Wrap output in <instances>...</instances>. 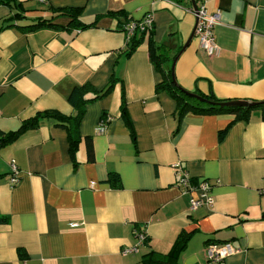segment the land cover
<instances>
[{"label":"crops","instance_id":"crops-1","mask_svg":"<svg viewBox=\"0 0 264 264\" xmlns=\"http://www.w3.org/2000/svg\"><path fill=\"white\" fill-rule=\"evenodd\" d=\"M14 1L18 7L0 5V135L47 112L74 117L69 98L76 87L102 90L117 81L87 107L75 156L67 129L50 117L0 149V216L7 218L0 264H144L151 252L172 253L183 232L191 238L172 264H212L210 243L236 249L222 264H264V112L180 118L176 100L156 91L162 76L149 52L151 36L170 47L176 82L188 92L264 102V0ZM201 2L208 13L221 12L214 57L196 36L182 51ZM66 9L80 10L82 23L92 26L80 30L61 16V28L24 29ZM148 14L154 34L128 56L123 24ZM178 162L194 185H212L213 206L191 208L199 194L177 186ZM140 230L145 245L125 255Z\"/></svg>","mask_w":264,"mask_h":264},{"label":"trees","instance_id":"trees-1","mask_svg":"<svg viewBox=\"0 0 264 264\" xmlns=\"http://www.w3.org/2000/svg\"><path fill=\"white\" fill-rule=\"evenodd\" d=\"M0 5H7L9 7H18V5L12 0H0ZM61 16L68 17L71 19L70 25H73L75 28L80 30H85L87 28H90L92 25H85L82 23L80 16V10L78 9H66L59 11L57 15H55L50 20H39L36 24L30 25L27 27H24L27 31H33L38 30L44 27L49 28H61L62 26L55 23V21L60 18ZM20 17V14H16L14 18ZM130 22V21H129ZM126 22L123 24L124 28L129 23ZM2 29L0 28V31ZM124 31V29H123ZM154 29L149 32H143V33H136L129 42H127L126 49L127 55H131L144 41V38L146 35L150 34L153 35ZM149 52H150V59L153 63L155 69L157 72H159L162 76V80L157 84L156 91L157 92H166L171 97H173L179 107V117L182 118L185 113L187 112H194L197 114H213V113H232L237 116L238 118H245L247 119L250 115V113L253 110H262L264 112V103L261 102H254V103H260L253 107L249 108H240V107H221L220 105H213L208 104L205 102H201L198 99H195L191 96H188L186 94V90L183 89L181 86H179L176 82L175 76L173 74L172 70V59L171 56L172 50L167 44H160L156 42L153 37L151 36L149 41ZM181 52V51H180ZM179 52V53H180ZM175 60V59H174ZM173 60V62H174ZM117 79L112 78L108 85L102 89L98 90L95 87H93L92 84L88 83L81 87H76L70 98L69 103L72 105V107L76 111V115L71 118H66L61 115H58L54 112H47L38 115L35 119H32L30 121H26L23 123V125L16 131H13L11 133L7 134H1L0 135V149L15 141L21 134L26 132L29 129H32L34 127L39 126V120L43 118H55L59 121V125L62 127H65L68 131V139L70 143V153L72 156H75L77 147L79 146V143L81 142V134H80V122L83 119L87 107L90 104H93L94 102L105 98L108 96L112 91L116 84ZM205 99H208L211 102L214 103H222V102H228V101H221L214 96H207L203 94H197ZM123 103H122V113L125 111V97L123 94L122 97ZM108 119L106 114L103 116V120ZM102 120V121H103ZM227 130H223L219 134V140H222L226 135ZM89 148H91V140L87 139ZM112 178L114 179V175H112ZM0 175V179H1ZM7 222V218H4L0 216V225ZM192 233H181L179 236L175 247L169 255L161 256L160 254L156 252H151L148 254L143 263L144 264H172V261L177 259L180 254L186 249L188 242L191 238ZM209 244V243H208ZM211 244V243H210Z\"/></svg>","mask_w":264,"mask_h":264},{"label":"built area","instance_id":"built-area-1","mask_svg":"<svg viewBox=\"0 0 264 264\" xmlns=\"http://www.w3.org/2000/svg\"><path fill=\"white\" fill-rule=\"evenodd\" d=\"M40 2H45V0H38ZM194 16L196 17V30L195 36L199 42L201 49L205 53L214 57L219 55L220 48L217 43L215 28L219 25L221 21V12L217 11L215 13H208L206 5L204 2L199 3L196 8L192 9ZM154 29V18L152 14H148L143 20L140 21H130L124 28V33L126 35L127 42L136 33H145L152 31ZM1 116V111H0ZM109 119L101 121L97 131L105 132L107 129ZM12 176L9 181L12 186H16L20 182V172L18 165L15 161L11 162ZM175 175L177 177V186L182 189V193L187 195L191 193H198L199 197L197 199L191 200V208L197 209L203 206L211 207L214 204V199L211 195L212 185L208 181H203L194 185L192 183L191 177L188 172L183 169L180 162L173 165ZM264 192V190H263ZM138 245L135 247L127 248L123 251L125 255L137 253L139 247L144 246L147 241V233L145 230H140L137 233ZM236 253V249L230 243L224 244H209L206 247V255L209 263L212 264H222L227 258L231 257Z\"/></svg>","mask_w":264,"mask_h":264},{"label":"water","instance_id":"water-1","mask_svg":"<svg viewBox=\"0 0 264 264\" xmlns=\"http://www.w3.org/2000/svg\"><path fill=\"white\" fill-rule=\"evenodd\" d=\"M194 8H196V5L194 4ZM195 30H196V26H195V29H194V32L192 33L190 39L188 40V42L186 43V45L183 47L182 51L187 48V46L192 42V40L194 39L195 37ZM181 51V52H182ZM180 52V53H181ZM177 61V58L174 60V63H173V67H172V70H173V74L175 76V73H174V68H175V63ZM186 94L188 96H191L195 99H198L199 101L201 102H205V103H208V104H215V105H220L221 107H240V108H249V107H253L257 104H260V103H250L248 101H228V102H222V103H214V102H211L209 101L208 99H205L197 94H194V93H191V92H186ZM261 103H264V102H261Z\"/></svg>","mask_w":264,"mask_h":264}]
</instances>
